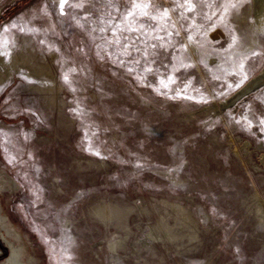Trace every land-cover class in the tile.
Here are the masks:
<instances>
[{
  "label": "rangeland",
  "instance_id": "374dc122",
  "mask_svg": "<svg viewBox=\"0 0 264 264\" xmlns=\"http://www.w3.org/2000/svg\"><path fill=\"white\" fill-rule=\"evenodd\" d=\"M250 5L0 0V51L53 56L70 127L40 122L18 76L0 89V169L19 186L0 194L13 231L0 228V264L12 245L23 264H264V86L212 107L264 66ZM163 198L193 218L178 229L188 245H144L152 225L184 216ZM104 204L126 208L136 256L91 217Z\"/></svg>",
  "mask_w": 264,
  "mask_h": 264
},
{
  "label": "bare ground",
  "instance_id": "6f19581e",
  "mask_svg": "<svg viewBox=\"0 0 264 264\" xmlns=\"http://www.w3.org/2000/svg\"><path fill=\"white\" fill-rule=\"evenodd\" d=\"M249 9L252 11L254 23L257 25V27L263 30L264 0H251ZM17 76L21 80L25 81V83L21 82L18 85V88H16V96L22 102L29 99L31 101H34L31 102L32 104H37L39 113L41 115L39 117L40 122H43L45 120H48L50 122L54 121L56 123L55 129L58 132H65L67 128L69 129L70 127L65 122V115L67 114V111L62 104L61 85L59 84L58 75L56 74L55 67L53 66V56L44 57L42 54H38V52L34 50L33 46L25 45H23L19 50L12 47L7 48V50H1L0 89L13 83L16 80L15 78ZM262 83H264V66L257 73L252 75L237 90L232 92L220 102L215 103L212 107L220 110L222 109V107L231 105L229 103H231L243 91V89L256 87L257 85H260ZM261 161L264 164V153H262L261 155ZM18 187L19 186L15 178L9 173L5 171L3 172L0 169V194L13 193L18 189ZM260 201L261 202L256 206V211L258 217L261 220H264V203L261 198ZM161 203L167 208L182 213L184 215L183 218L185 219L180 218L175 214H172L169 219L164 217L163 223H161L162 232L157 233V225H152V232H149L147 235L148 237L144 239V245L150 246L152 243L157 242V240L159 239L172 242L175 241L182 246L188 245L190 237H186V239L182 241L185 233L179 234L178 229L184 230L187 227L192 228L189 223L193 220V218L188 215V213L184 212L185 207L181 206L180 203L176 201H170L163 198L161 200ZM90 214H92V218H95V220L104 225L105 228H116L118 232H121L122 235H120L118 243L124 244L125 247L123 252L127 253L126 255H128L129 257L136 256V253L134 252L135 250L130 248V242L134 243L135 239L138 238V236H136L135 234L136 232L134 231L136 227H133L131 225L125 207L104 204L95 207V209H91ZM70 226H77V221H73ZM0 228L4 229L2 231H6L9 235H12L13 231L2 213L1 203ZM139 228H141V225L140 223H137V229ZM186 230L188 231V229ZM192 233L195 234L194 236H197V231L189 232L187 234L191 235ZM109 246L111 250L115 249L116 252H118L115 240L110 241ZM11 248L12 251L7 260V264H23L21 262V259L19 258L18 248L13 245L11 246Z\"/></svg>",
  "mask_w": 264,
  "mask_h": 264
},
{
  "label": "water",
  "instance_id": "95a60500",
  "mask_svg": "<svg viewBox=\"0 0 264 264\" xmlns=\"http://www.w3.org/2000/svg\"><path fill=\"white\" fill-rule=\"evenodd\" d=\"M263 86H264V83L257 85L256 87L243 89V91L229 104H236L239 100L248 97L251 93H253L254 91H256L257 89ZM224 108H226V106L222 107V109ZM216 110H219V109H216Z\"/></svg>",
  "mask_w": 264,
  "mask_h": 264
},
{
  "label": "snow or ice",
  "instance_id": "6c2138e0",
  "mask_svg": "<svg viewBox=\"0 0 264 264\" xmlns=\"http://www.w3.org/2000/svg\"><path fill=\"white\" fill-rule=\"evenodd\" d=\"M61 6H63V5H61Z\"/></svg>",
  "mask_w": 264,
  "mask_h": 264
}]
</instances>
